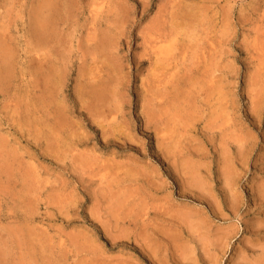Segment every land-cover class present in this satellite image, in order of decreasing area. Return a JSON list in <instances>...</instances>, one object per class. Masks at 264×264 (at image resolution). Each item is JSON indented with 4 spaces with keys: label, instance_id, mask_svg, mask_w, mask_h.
Listing matches in <instances>:
<instances>
[{
    "label": "rangeland",
    "instance_id": "374dc122",
    "mask_svg": "<svg viewBox=\"0 0 264 264\" xmlns=\"http://www.w3.org/2000/svg\"><path fill=\"white\" fill-rule=\"evenodd\" d=\"M0 48V264H264V0H0Z\"/></svg>",
    "mask_w": 264,
    "mask_h": 264
},
{
    "label": "bare ground",
    "instance_id": "6f19581e",
    "mask_svg": "<svg viewBox=\"0 0 264 264\" xmlns=\"http://www.w3.org/2000/svg\"><path fill=\"white\" fill-rule=\"evenodd\" d=\"M45 3V1L43 2V4ZM49 3H51V2H49ZM52 5V4H51ZM43 6H45V5H43ZM46 7V6H45ZM47 7H49V6H47ZM36 9V8H35ZM49 13V12H48ZM35 23H34V26H33V30H34V32L36 33V35L42 40V42L43 41H45L46 40V31H47V26L49 25V20H50V18L48 17V16H45V15H43V14H41L39 11L37 12L36 11V15H35ZM53 26V25H52ZM51 28V27H50ZM53 28V27H52ZM52 29H50V31H51ZM3 44V43H2ZM6 45V44H5ZM6 48H8L7 46H5ZM4 48V47H3ZM1 49V48H0ZM9 49V48H8ZM7 49V50H8ZM2 51H3V49H2ZM1 51V52H2ZM6 51H4V53H5ZM10 52V51H9ZM3 53V54H4ZM7 53V52H6ZM1 57H3L4 58V60H5V63H6V59L8 58V55H7V57H4V56H1ZM9 59V58H8ZM10 60V59H9ZM9 60H7V61H9ZM11 63V62H10ZM7 74V73H6ZM10 75V74H9ZM47 85V84H46ZM98 94V93H97ZM8 165V164H7ZM4 166V165H3ZM9 166V165H8ZM6 168H7V166H6ZM10 168V167H9ZM8 169V168H7ZM34 181V180H33ZM28 191V190H27ZM30 229V228H29ZM22 230V229H21ZM35 230V229H34ZM14 232H16V231H14ZM31 232V231H30ZM29 232V233H30ZM2 234V233H1ZM32 234V233H31ZM24 236V235H23ZM33 236V235H32ZM40 236V235H39ZM38 236V237H39ZM37 237V238H38ZM43 237V236H42ZM24 239V238H23ZM39 239V238H38ZM3 240V239H2ZM50 240V239H49ZM48 241V240H47ZM18 242V241H17ZM30 242V241H29ZM38 243V242H37ZM40 244V243H39ZM49 244V243H48ZM4 245V244H3ZM20 246V245H19ZM25 246V245H24ZM5 247V246H4ZM22 247V246H21ZM19 249V248H18ZM41 249H42V247H41ZM30 250H31V248H30ZM20 252H21V250H19ZM14 252V251H13ZM22 254V252L20 253V255ZM2 255H3V257H4V255H7V253H5V250L3 251V249L1 248V250H0V256L2 257ZM23 256V255H22ZM30 257V256H29ZM32 259V258H31ZM48 259V258H47ZM1 260V259H0ZM44 261V260H43ZM50 261V260H49ZM21 262H22V260H21ZM24 262V261H23ZM16 264V263H15Z\"/></svg>",
    "mask_w": 264,
    "mask_h": 264
}]
</instances>
